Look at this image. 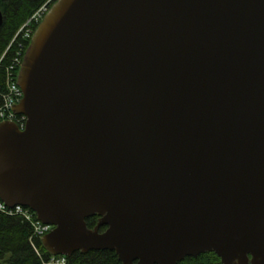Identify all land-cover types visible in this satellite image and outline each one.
<instances>
[{"label": "water", "instance_id": "obj_1", "mask_svg": "<svg viewBox=\"0 0 264 264\" xmlns=\"http://www.w3.org/2000/svg\"><path fill=\"white\" fill-rule=\"evenodd\" d=\"M17 83L0 200L50 254L264 264V0H55Z\"/></svg>", "mask_w": 264, "mask_h": 264}, {"label": "trees", "instance_id": "obj_2", "mask_svg": "<svg viewBox=\"0 0 264 264\" xmlns=\"http://www.w3.org/2000/svg\"><path fill=\"white\" fill-rule=\"evenodd\" d=\"M46 1L0 0V9L3 15V21L0 25V105L4 91L5 67L19 50V44H24L21 41V34L18 35L17 33L24 22ZM28 44L27 42L26 46ZM97 218V215L86 218L87 226L93 227ZM104 228L105 226H102L100 229ZM51 255L44 248L41 240L32 236L31 227L25 219L19 215H9L0 211V263L7 256V264H47ZM65 264L122 263L114 251L90 250L86 253L74 252L66 257ZM177 264L222 263L214 252H203L197 256H186Z\"/></svg>", "mask_w": 264, "mask_h": 264}, {"label": "built area", "instance_id": "obj_3", "mask_svg": "<svg viewBox=\"0 0 264 264\" xmlns=\"http://www.w3.org/2000/svg\"><path fill=\"white\" fill-rule=\"evenodd\" d=\"M53 1L54 0H47L21 26L17 34H21V41L24 42V44H19V50L16 52L15 56H13L12 61L5 67L4 91L2 93V102L0 105V122L4 120L13 121L20 129L24 128L26 117L23 114H18L13 111L14 105L21 100L23 95L17 83L18 70L27 47V42L29 43L36 26ZM0 211L9 215H19L25 219L31 227L33 237L40 239L45 233L52 229V225L38 220L34 212L27 207L20 205L8 207L0 200ZM65 262L66 257L63 255H51L47 260V264H65Z\"/></svg>", "mask_w": 264, "mask_h": 264}, {"label": "rangeland", "instance_id": "obj_4", "mask_svg": "<svg viewBox=\"0 0 264 264\" xmlns=\"http://www.w3.org/2000/svg\"><path fill=\"white\" fill-rule=\"evenodd\" d=\"M6 258H7V256H5V258L1 261L0 264H7V263H6Z\"/></svg>", "mask_w": 264, "mask_h": 264}]
</instances>
